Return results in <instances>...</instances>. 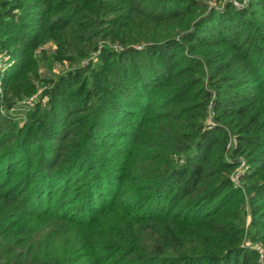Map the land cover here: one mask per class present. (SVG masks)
Segmentation results:
<instances>
[{
    "label": "trees",
    "instance_id": "trees-1",
    "mask_svg": "<svg viewBox=\"0 0 264 264\" xmlns=\"http://www.w3.org/2000/svg\"><path fill=\"white\" fill-rule=\"evenodd\" d=\"M2 53L0 264H261L264 0H0Z\"/></svg>",
    "mask_w": 264,
    "mask_h": 264
},
{
    "label": "rangeland",
    "instance_id": "rangeland-1",
    "mask_svg": "<svg viewBox=\"0 0 264 264\" xmlns=\"http://www.w3.org/2000/svg\"><path fill=\"white\" fill-rule=\"evenodd\" d=\"M210 1L211 5L216 4L217 0H208ZM47 48H49V50H53L54 46L52 44H48ZM6 56V55H5ZM9 58L5 59L3 62L5 64L9 63ZM11 64H9L10 66ZM69 64L68 63H63V64H57L53 70L49 73L48 71H46L45 69H41L40 73L42 74V77H56L60 72L67 70L68 69ZM3 71V70H2ZM1 71V72H2ZM37 92L33 94V96L36 99H41L40 95H42L43 91L46 88V84L45 83H37ZM33 96L27 97V98H22L20 100H15L12 107L6 109H3V112H5L6 114H8L9 116H11L14 120H16L18 122V124H23V122L26 120V115L28 113V111L32 110V108H34V103L30 102V98H32ZM47 99V95L43 97V102L46 101ZM81 196H78V198H80ZM46 201L44 202V205L46 206Z\"/></svg>",
    "mask_w": 264,
    "mask_h": 264
},
{
    "label": "built area",
    "instance_id": "built-area-1",
    "mask_svg": "<svg viewBox=\"0 0 264 264\" xmlns=\"http://www.w3.org/2000/svg\"><path fill=\"white\" fill-rule=\"evenodd\" d=\"M6 55V56H5ZM9 58V56L6 54V53H2L0 54V71H4L8 66H9V63L5 64L3 61L5 59ZM0 92H1V87H0ZM30 102H33L35 103L36 101V98L33 96L32 98H30ZM254 248L258 254V257H259V261L261 262V264H264V248L260 245H254Z\"/></svg>",
    "mask_w": 264,
    "mask_h": 264
}]
</instances>
